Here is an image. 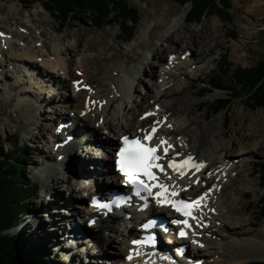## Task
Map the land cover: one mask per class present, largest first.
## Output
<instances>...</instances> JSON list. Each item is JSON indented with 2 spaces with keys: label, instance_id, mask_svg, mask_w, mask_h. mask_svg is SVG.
I'll return each mask as SVG.
<instances>
[{
  "label": "rangeland",
  "instance_id": "374dc122",
  "mask_svg": "<svg viewBox=\"0 0 264 264\" xmlns=\"http://www.w3.org/2000/svg\"><path fill=\"white\" fill-rule=\"evenodd\" d=\"M128 2L132 7L136 8L139 11L140 21L137 25L132 40L125 44H122L119 42L120 30L118 26H107L102 30H97L95 26L91 25V22L89 20H87L86 18H82L80 21L72 20L71 22L67 23L62 29L55 18L52 17L44 9L41 1H33L22 5L16 0H0V7L4 9L5 13L0 14V28H2V32H5V29L11 28L12 30L25 34L27 33L28 28L29 30L33 31L32 35L29 36V42H31V44L35 43L33 47H36V43L40 40H46L48 42V44L50 45V52H48L46 48L44 49L41 44L39 45L38 49L41 53L49 55L50 59H57V49L65 51L67 47H75V45H77V41L81 39V34H83L84 36L82 46L79 47L80 52L78 51L77 56L73 58L74 60L76 58L77 61L75 60L74 62L72 61L70 63L72 65V77H68L67 75H61V77H59L57 75L56 79L51 80L55 83L49 84L46 82V68L42 64H40L41 66H39L38 69H32L29 75H25V73L23 72L26 70H23L21 67H17V72L19 70H22V72L18 73L22 77H18V74H16L17 72H15L12 67H9L5 63V61H3V59L0 60V62L5 63L6 65L0 66V147H4L6 149L13 148L12 141H16L15 137H18L17 143L25 147L26 152L32 159V161H28L25 163V168L23 171L24 175L31 183H37L38 185H40V192L36 197L30 198L28 203L29 214L36 213V215L34 217H32L31 215L24 217L22 216V222L20 223V225H16L17 228L13 229L12 227V229L9 231V236L20 234L22 235L25 242L32 239L34 241L37 240L36 245H40V249H42L44 253L47 252L46 254H51V251L53 250V254H51L53 256L49 264H83V261L85 260L103 261L108 259V257L109 259H111V261H109V264L113 263L112 261L116 258L113 254H109V252H113L116 248H113L111 246H104L106 251H108V256H102V254L89 256L88 254L83 253L84 251L82 250L81 246H78L80 247L79 250H81L79 251L80 253H78V255H75V249L68 250L63 248L56 250L52 245H49L47 242V238L50 235H47L45 231L42 232V234H45L46 239L42 237L39 241L37 239V236L41 231H38L39 233H37L36 237L34 236L33 238L30 235L31 231L29 230V227L25 229L27 222L29 221L32 222V226H38L42 224V217H38L39 214H44V218L49 219V210L47 212V209H41L40 205L36 204L35 201L37 199L43 200L45 198L54 199L55 196L53 195L56 192V189H53V185L55 182L52 176L53 171L47 170L45 168V165L42 164L41 161V154H45V152L47 153L51 146L49 134L51 133L50 128L52 127L46 124V122L50 123L51 121L45 120L44 118L45 116H52L53 114L54 117L59 114H62L64 118L72 117V115H70L71 110H65L66 107H63V100H60V97H58L57 100H53L52 95L54 93L55 95L62 92L64 93V90L61 86V83H63V81H65L64 83H67L72 79H81L77 75L76 68H78V63H80V60L83 57H93L97 53H101L104 51V54L100 55L101 61H99L98 64L95 63V65L90 67V70L95 71V67L100 70L101 80L96 84V89L99 93L106 94H109L112 89L115 90L116 86H118L119 88L123 87L122 79L118 78L120 76L119 70H123L124 67L127 70L140 69L141 63L145 61L147 55L149 56V58H151V55L153 53L152 45L145 48L141 43H133V41L136 40L139 32H146L150 26H155V30L152 33L156 36V38H158L155 39L153 43H160L164 45L162 46V49L164 52V57L166 58L168 53V49L166 46L167 44H164L159 38L160 29L159 24H157V19L163 18L165 23L168 24L171 21L173 15L180 14L186 9L187 13L185 20L182 22L181 26L176 29V32L174 33L175 37H184L189 31L190 33L191 31H194L198 34L199 37H203L204 32L206 30L212 31V25L216 24L221 29V33L219 32L218 34H216V36L217 39L222 42V45L219 49H214L215 51H213L214 54H212V57L209 58L204 64H202L201 67L192 71L191 79L188 80L185 84V87H188L186 89L187 91H185L181 96H177L176 98L184 99L186 103L184 105L182 104V108L185 112H188L190 110V112L192 113L190 117H197L199 118V120H204L203 123H201V126L203 125L204 127H206L213 120H216V123L212 127L210 132H217L223 137L220 141L219 150L227 152L228 159L237 160L235 159V157H233V154L237 153L238 149L237 147H235V144L237 145L238 143L242 142L249 144H253L257 141L261 142V147L258 150V153H255L253 156L246 158L243 164H239L240 168L238 170H235V172L231 174V180L234 181L229 182L228 180L229 184L226 183L224 185L225 189L223 188V196L225 199H227L229 196H233L235 198L237 197V200L231 199L226 204V208L228 207L227 209H229L230 204L238 212V215H235V217H242L246 220H249L251 218L254 219L252 225L246 227L243 230L244 232L248 231L244 239L251 242L253 241L252 243H254V241L257 240L255 239L256 236L261 238L257 240L260 243L257 246H250L252 244L251 242L247 243L246 247H249L239 252V261H242V264L264 262V235L259 231L262 224H264V218L260 215L259 212V207L261 204L260 200L264 197V186L262 184L261 177L257 174L258 171L256 169V163L264 159V108L251 110L245 105L246 100L242 98L232 100L228 112H221L219 114L211 115V108H209L217 100L228 98V95L225 91H222L215 86H210L211 80L214 79L215 74L218 72L219 61H221L223 58H227L228 63L234 65L232 68V70H234L237 67L251 68L252 66H256L260 61L264 60V0H262L256 7H252L253 0H232L233 7L230 11V17L220 19V17L213 14L205 17L202 22L196 23L188 22L187 15L189 13L190 6L182 7L174 0H128ZM10 9H15L13 10L14 16L10 15ZM19 11H22L23 13L19 14ZM19 21L22 22V25H15ZM33 21L35 22L33 23ZM56 28L59 29L58 32L53 31ZM11 42L17 43L19 45L23 43L19 39L13 40ZM74 54L76 55V53ZM69 57L70 56H68V58ZM64 58L66 57H58V61L60 63H64ZM104 58H108L111 60L110 62H107L104 60ZM67 64H69L68 61ZM110 67H114L115 69H117V71H114V78H109L104 74V71ZM155 69L158 70L159 67L156 66ZM7 72L10 75V77L8 78L5 77V73ZM41 72L43 74H41ZM39 75H42V77H40L41 79L37 81L36 77H38ZM121 75L125 78H129L130 82L132 81V75L130 73L122 72ZM149 75V72L148 74L142 75V83L140 85H138L139 83L137 80L133 81L134 85L136 86L132 90L134 99H136V96L139 97L134 102L132 101V104L128 106L125 111H120L117 115H114L115 118L113 122L115 125L118 124L119 118L122 119L125 116L127 111H129V108L133 109L130 110V112L133 114L134 109L138 107L139 103L144 104L146 100L149 101L148 98H142L144 97V93L149 92V90H151L155 84L154 79ZM226 80L228 81L227 85H231L228 77H226ZM37 82L39 84H37ZM19 83H21L22 86H20L19 89L14 90L12 86ZM169 88L170 87L168 86L166 87L167 90H169ZM154 89L155 87L153 88V90ZM203 90H206V92L202 94ZM25 91L31 92L25 93ZM66 93L68 95L71 94L69 91H67ZM120 93L122 94V92ZM37 99L39 101L38 103L36 102ZM206 104L207 106H205ZM35 107L36 109L34 110ZM177 107L181 106L177 105ZM140 112L142 111H139L137 113V116L140 114ZM34 116H38V119L35 120ZM226 116L230 118V123H228L229 120L226 119ZM39 117L42 118L39 120ZM77 124L78 127L82 129L84 128L85 120L80 119L78 120ZM194 127L195 126H193L192 129L195 130L196 127ZM95 130V134H92L91 132L85 133L86 135H88V137H91V139L89 140L90 142H87L86 140L83 141V143L80 145V148L74 150L76 154L74 153L73 155V157L77 158H75L76 161H79V159H83L85 156L86 159H94L93 162L89 163V166L93 168V170H90V175L86 177L75 176L73 171V169L75 170V166L73 164L70 166L68 165V163L67 165L63 166L53 164L54 167H59V170H55V172L59 173V175H62L63 177L62 182L60 181L58 184V189H60L59 192L61 194V198L64 197L65 200L72 198L71 193L68 191V187L71 183L76 186L77 194L80 193L82 195L85 194V191L83 192L81 190V187L78 186L79 183H81L82 188L89 189V183L92 184L93 179L97 180L98 178H100V181L98 179V183L105 186V180H103L104 182H102L101 179L106 178L104 175L105 173H107L109 166L112 165L113 155H111V161L107 164L105 163L106 161L100 159L102 155L107 156L108 151L106 150L105 152L103 150H99V145L94 144V139L96 136L102 141H109V139L106 137V127L102 126L101 128H96ZM30 132H32V134L36 136L41 132L44 133L41 135L43 139L30 141ZM117 136H120V133H118ZM33 145L39 150L40 154L36 153ZM89 152L91 154H89ZM95 162L98 163V165H96ZM99 166L100 171L95 170V168ZM103 171L105 172L103 173ZM250 172L251 175L249 176ZM83 181L85 183H83ZM247 186H249V188H246ZM88 200V196L83 202H79L81 201V199L78 200V203L80 204L79 206L84 207L85 203ZM73 204H77V201H72L71 203H69V205L66 206L69 207L68 209H66V207L64 206L62 210H65V212L68 213L72 212ZM50 209L61 210V207L59 208L53 205L50 206ZM54 215H58V217L61 216H59V213H54ZM62 217L63 218L61 222H63V220L65 219L64 215H62ZM70 218L71 217L66 216V219ZM70 222L74 224L78 223L84 229L87 228L85 226L86 219L83 216L82 218L78 219V221L72 219ZM20 231L23 232V234L18 233ZM89 233L90 235L93 234L92 231H90ZM111 233L113 232L108 231L106 234L109 235ZM63 235L64 233L62 234V231H60V235L58 237L62 238ZM85 237L88 238L89 236ZM122 238L124 237L121 236V234H118V237H116L114 241H111V245H119L120 243H122ZM94 245L95 247H93L92 249L90 246V250H92V252L94 251L96 253H100L103 246H100L96 243ZM49 248L52 250H50ZM56 252L57 255H55ZM202 253V258L204 259L205 257L203 256L205 252ZM256 253H258V255L262 257L260 258L262 260H246L248 256L254 255ZM101 264L104 263L101 262Z\"/></svg>",
  "mask_w": 264,
  "mask_h": 264
},
{
  "label": "bare ground",
  "instance_id": "6f19581e",
  "mask_svg": "<svg viewBox=\"0 0 264 264\" xmlns=\"http://www.w3.org/2000/svg\"><path fill=\"white\" fill-rule=\"evenodd\" d=\"M261 1L262 0H253L252 7H256ZM13 10L15 9L9 10L10 15L14 14ZM3 13L4 9L0 7V14ZM22 13V11H19V14ZM186 13L187 10L185 9L182 13L173 15L171 21L168 24L165 23L163 18L157 19V24H159L160 29L159 38L164 44H167L166 46L168 49V53L166 58L164 57V52L162 49V46L164 45L160 43H153V41L158 38H156V36L152 33L155 30V26H150L146 32L143 31L138 33V36L136 40L133 41V43H141L145 48L152 45L153 53L151 55V58H149V56L147 55L145 61L141 63L140 69L127 70L125 67L123 68V70L118 69L120 73V76L118 78L122 79L123 81L122 88L116 86V89H112L109 94L99 93L98 90L96 91V84L101 80L100 70L95 67V71H91L90 67L95 65V63L98 64L99 61H101L100 55L104 54L103 51L101 53H97L93 57H83L81 58L80 63H78V68L76 69H79L83 72V76L80 78L84 79L83 83L79 85V92L75 93L77 87L74 84L77 80L72 79L70 82L64 83L65 81H63V83H61L64 93H58L57 95H55L54 93L52 96L53 100H57L58 97H60L59 99L63 100L64 103L63 107H69L71 111H76L77 121L80 119L85 120L84 129H80L78 127V124H76V132L80 134L83 131H85V133L91 132L92 134H95L96 126L101 123L99 127L104 126L106 127V131H108V129L110 130V132H107V134L110 136L109 138L116 139L118 133H120L121 136L124 134L138 132L140 129L145 128L146 125L152 126L154 121H158L160 123L163 117H166L167 122L160 131L162 137L169 139L170 143H174L177 147L179 145H182L181 147H179L180 152L185 153V155L191 154L200 164L199 168L193 171V173H188L185 178H181L175 176L174 174H171L172 177L175 179L177 186L180 187L177 190L181 191L182 193L195 195V197L202 192L209 193L208 198L204 201L203 210L200 213L202 221L196 223L197 230L196 237L194 239L195 241L200 242L201 245L204 244V246L192 247L191 253L197 257L196 261H198L199 258H202V252H205L204 256L207 257V259L205 258L203 264H242V261H239V252L243 249H247L249 247H246L247 243L251 242L244 239L248 231L244 232L243 230L246 227L252 225L254 219L251 218L249 220H246L242 217H235V215H238V212L230 204L229 209H227L228 207L226 208V204L231 199L237 200V197L235 198L233 196H229L227 199H225L223 196L224 190L221 189V186L227 179L229 180V182L234 181L231 180V174H233L235 170H238L240 168L239 164H243L246 158H249L255 153H258V150L261 147V142L257 141L253 144L250 143L251 145L249 143L243 142L238 143L237 145L235 144V147H237L238 149L237 153L233 154V157H235V159L237 160H230L228 159L227 152L219 150L220 141L223 137L217 132H210L212 127L215 125L216 120H213L208 126L204 127L203 125L201 126V123H203L204 120H199V118L197 117H190L192 114L190 110L188 112L183 111L182 107L186 102L184 101V99H177L176 97L181 96L185 91H187L186 89L188 87H185V84L188 80L191 79L192 71L201 67L202 64H204L209 58L212 57V54H214L213 51H215L214 49H219L222 45V42H220L216 36V34H218L219 32L221 33V29L216 24L212 25V31L206 30L204 32L203 37H199L198 34L194 31H191V33L189 31L184 37H175L174 33L176 32V29L181 26L182 22L185 20ZM34 22L35 21H33V23ZM18 24L22 25V22L19 21L15 25ZM58 30L59 29L56 28L53 31L58 32ZM1 32L2 28H0V33ZM32 32L33 31L29 30L28 28L27 33L25 34L12 30L11 28L5 29V37L0 36V53L2 54L3 61H5V63L9 67H12L15 72H17V67H21L23 70H30L38 69V67L41 66L40 64H42L46 68V70L44 69L46 74L45 80L49 84L55 83L51 80L56 79L57 75L59 77H61V75H67L68 77H72V65L70 63L76 60V58L75 60L73 58L77 56L78 51L80 50L79 47L82 46V43L84 41L83 34H81L80 36L81 39L78 38L80 41H77V45H75V47H67L65 51L57 49V59L53 60L49 58V55L41 53L38 49L39 45L41 44L44 49L46 48L47 51L50 52V45L46 40L38 41L36 43V47H33L35 43L31 44V42H29V36L32 35ZM15 39H19L23 43L19 45L17 43L11 42ZM187 52L191 54L190 62L187 59L182 60L181 57ZM74 53H76V55ZM61 56L66 57L63 60L64 63H60L58 61V57L60 58ZM68 56L70 57L68 58ZM104 60L110 62L111 59L104 58ZM67 61L69 64H67ZM5 63L0 62V66H4ZM156 66L159 67L158 70L155 69ZM114 71H117V69H115L114 67H110L104 71V74L107 75L109 78H114ZM20 72H22V70H19L16 74ZM122 72L130 73L132 75V81L130 82L129 78L123 77L121 75ZM148 72L150 73L149 76L152 77L155 81V89L153 90L154 87H152L149 92L144 93V97L142 98H148L149 101L146 100V104L139 103L138 107L134 109L133 114L130 112V110L133 109L129 108V111H127L125 116L122 119L119 118L118 124L115 125L112 121V119L114 118L112 116L117 115L120 111H125L128 106L132 104V101L134 102L139 97L136 96V99H134V94L132 93V90L136 86L134 85L133 81L137 80L139 83L138 85H140L142 83V75L148 74ZM41 74L43 73L41 72ZM5 77H10L8 72L5 73ZM18 77L22 76L18 74ZM40 77H42V75L36 77L37 81L41 79ZM37 84L39 83L37 82ZM86 85H92L93 88L86 90ZM20 86H22L21 83L14 84L12 88L14 90H17L20 88ZM167 86L170 87L169 90L166 89ZM67 91H69L71 94L68 95L66 93ZM26 92L30 93L31 91H25V93ZM120 92H122V94ZM36 102H39L38 99L36 100ZM157 105L159 106V108L155 109V106ZM177 105L181 107H177ZM35 109L36 107L34 108V110ZM84 111L85 114L83 115ZM139 111L142 112H140V114L137 116V113ZM153 113L155 114L154 117H149L147 119L143 118V114L152 115ZM41 118L42 117H39V120ZM34 119L37 120L38 116H34ZM44 119L51 121L50 123L46 122V124L52 127L50 128L51 133L49 135L56 138V142H60L58 136L53 133L55 128L53 124L55 120H57L59 123L61 119H64L62 114H59L56 117H54V114L52 116H45ZM193 126L196 127L195 130L192 129ZM42 134L44 133L41 132L39 135L36 136L32 134V132H30L29 140L35 141L36 139H43L41 137ZM178 136L181 137L179 140L177 139ZM85 137L86 135L81 136L80 138L77 137V139L73 140L70 146H72L78 140V138L84 139ZM90 139L91 137H88L86 141L90 142ZM94 142V144H99V150H103L105 152L106 150L108 151V155H102L100 159L106 161V164L109 163L111 161V155L113 154V148L116 147L118 143L113 140L102 141L97 136L95 137ZM33 148L36 153L40 154L39 150L34 147V145ZM59 154L63 153L54 152V142H52L47 153L45 152V154H41L42 164H50V166L46 169L53 171L52 176L55 181L53 189H56V192L53 195L55 196L54 199H37L35 203L40 205L41 209H47V212L49 210V219L44 218V214H39L38 217H42V224L36 226L33 223L34 226H32V222L29 221L27 222L25 229L29 227V230L31 231L30 235L33 238L34 236L36 237L37 233H39L38 231H41L40 234L37 236V239L39 241L42 237H46L45 234H42V232L45 231L47 235H50L47 238V242L49 245H52L56 250L63 248L68 250L75 249V255H78V253H80L79 251L81 250H79L80 247L78 246H81L82 250L84 251L83 253H86L89 256L101 254L102 256H108V251H106L104 246H111L113 248H116L113 252H109V254H113L116 258L112 261V264H121L120 258L123 255L128 254V251L131 250V241L126 238V227L122 232V228L124 225L117 224V226L114 227V231V228L112 229L110 226L105 228V225H103L102 222V224L98 227L100 230V235L96 244L103 247L100 253H96L90 250V246L91 249L95 247L94 244L90 243V241L95 240L92 239V237L88 234V231H90V229L82 228L81 225L77 222V224L75 225H72L70 223L72 219L78 221V219L82 218V216H85L87 213L91 215V211H88L85 206V208L83 206H79L80 204L78 203V200L81 199V201L79 202H83L87 196L91 197L93 195L92 191L94 188L101 187L102 185L96 183L95 187L92 185H88L89 189H84L82 188L81 183H79L78 186L81 187V190L83 192L85 191V197V194H77L76 186L71 183L68 187V191L71 193L72 198L68 200H65L64 197L61 198V194L59 192L60 189H58V184L60 181L62 182L63 177L62 175H59V173L55 172V170H59V167L53 166V164H57L59 166L63 165V162H61V164L60 162H58L57 158ZM89 154L91 153L89 152ZM75 158L76 157H70L67 162L69 166L72 164L75 166V170L73 169L75 176L86 177L90 175V170H93V168L89 166V163L93 162L94 159H86L85 156L83 159H79V161H76ZM96 165H98V163H96ZM232 165H234V167H232ZM104 172L105 171H103V173ZM250 175L251 172L249 173V176ZM105 177L108 179V182L110 181L111 177H115L113 166L108 169V175ZM197 178H199L200 182L198 187H194V183ZM83 183L85 182L83 181ZM246 188H249V186H247ZM72 201H77V204L72 205V212L68 213L65 212V210H62L64 206L66 207ZM53 205L59 208L61 207V210L50 209V206ZM68 208L69 207H66V209ZM155 212L156 210H154V213ZM54 213H59V216H61L58 217V215H54ZM62 215L65 216L63 222H61L63 218ZM66 216H69L71 218L66 219ZM33 227H35V229ZM134 229L135 226H130V234L134 233ZM60 231H62V233H66V235H63L62 238L58 237L60 235ZM108 231H111L113 233L106 235ZM259 231L264 235V224H262ZM118 234H121V236L124 237L122 238V243H120L119 245H111V241H114V239L118 237ZM78 235H81L82 237L78 238ZM85 236L89 237L86 238ZM255 239L258 240L261 238L256 236ZM257 240H255L254 243H252V241V244L250 246H257L258 244H260ZM165 244L169 245V243L166 242ZM260 258L262 257L258 255V253H256L254 255L248 256L246 260H262ZM109 261H111V259H109L108 257V259L103 261L85 260L83 261V264H101V262L104 264H109ZM125 264L133 263L130 262Z\"/></svg>",
  "mask_w": 264,
  "mask_h": 264
},
{
  "label": "trees",
  "instance_id": "16d2710c",
  "mask_svg": "<svg viewBox=\"0 0 264 264\" xmlns=\"http://www.w3.org/2000/svg\"><path fill=\"white\" fill-rule=\"evenodd\" d=\"M8 1V0H4ZM25 5L41 1L43 7L60 24L61 28L73 21L86 18L97 30L107 26H118L119 39L132 40L140 21L139 11L128 0H16ZM184 6L190 4L188 22H202L209 15L220 19L230 17L232 0H174ZM226 20V19H225ZM228 20V19H227ZM227 58L218 62V72L211 80L212 86L225 91L227 99L217 100L211 108V115L228 112L232 100L242 98L251 109L264 108V60L251 68L237 67ZM226 77L231 85H227ZM225 83V84H224ZM209 91V90H207ZM206 90L202 91V94ZM207 106V104L205 105ZM226 119L230 118L226 116ZM17 138V137H16ZM13 148L0 147V264H48L49 255L43 257V250L29 247L22 235L9 236V231L18 226L21 215L29 211V199L40 192V185L31 183L24 175L25 163L31 158L25 148L12 141ZM257 174L264 186V159L256 163ZM260 215L264 218V197L260 200ZM250 264H264L253 262Z\"/></svg>",
  "mask_w": 264,
  "mask_h": 264
}]
</instances>
